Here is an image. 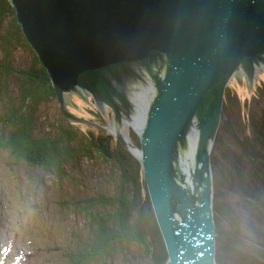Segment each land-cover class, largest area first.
Returning <instances> with one entry per match:
<instances>
[{"label": "water", "instance_id": "water-1", "mask_svg": "<svg viewBox=\"0 0 264 264\" xmlns=\"http://www.w3.org/2000/svg\"><path fill=\"white\" fill-rule=\"evenodd\" d=\"M9 2L67 120L110 133L71 116L76 94L141 125L114 137L140 164L167 263L215 264L210 154L226 87L264 67V0ZM187 151L191 192L177 168Z\"/></svg>", "mask_w": 264, "mask_h": 264}, {"label": "trees", "instance_id": "trees-1", "mask_svg": "<svg viewBox=\"0 0 264 264\" xmlns=\"http://www.w3.org/2000/svg\"><path fill=\"white\" fill-rule=\"evenodd\" d=\"M19 48L29 56L23 67L13 68L11 61ZM0 56V70L5 77L14 76L18 84L15 99L7 97L6 86L0 87V97L6 102L0 115V150L58 180L65 177L64 168L71 169V163L80 160L103 161L116 176L113 195L99 192L95 197L76 202L71 199L64 204L66 210L73 211V216L85 220L88 230L84 228L83 235L89 236L86 243L69 254L67 264H116L115 261L125 264L130 257L129 246L140 247L150 264H168L148 193L142 189L137 159L110 133L91 125L67 119L56 128L38 123V109L56 100V94L45 69L26 42L9 0H0ZM229 102L240 111L243 129L235 116L237 111L229 113ZM67 107L73 115L70 109L74 107ZM244 107L227 86L210 154L215 243L229 240V233L221 227V219H225L236 239L241 232L247 234L249 250L239 253L240 264H264V117L256 119L253 115L245 121ZM110 116L107 112L106 117L98 113L93 120L79 118L103 126ZM81 126L98 131H84ZM129 135L140 146L131 130ZM222 188L240 199L235 207L224 201ZM241 247L246 248V244Z\"/></svg>", "mask_w": 264, "mask_h": 264}, {"label": "rangeland", "instance_id": "rangeland-1", "mask_svg": "<svg viewBox=\"0 0 264 264\" xmlns=\"http://www.w3.org/2000/svg\"><path fill=\"white\" fill-rule=\"evenodd\" d=\"M27 56L29 55L26 52L17 49L11 61L12 67H23ZM2 86L7 88V97H17L16 78L5 77L0 70V87ZM228 87L241 103L245 104L242 110L245 121L250 120L253 115L256 119L264 117V69L255 75L251 86L244 76L238 75L231 80ZM66 104L74 107L70 109L72 113L87 120L96 119V115L100 113L89 95H67ZM5 105L6 102L0 97V115ZM228 111H237L231 102L228 103ZM106 112L111 114L109 109ZM239 112L237 111L235 116L240 129H243ZM74 114L71 116L76 117ZM36 115L39 117L38 123L42 126L56 128L58 123L66 121L56 100H50L41 106ZM110 117L111 119L105 120L103 126L114 135L112 116ZM126 127L129 125L122 124L123 133ZM80 128L84 131H98L91 127ZM116 134L114 136H117ZM73 163L71 169L64 168L65 177L58 180L40 169L16 161L8 152L0 150V264H67L69 254L81 243H86L89 236L83 235V231L88 230L85 220L81 216H73V211L66 210L64 204L71 199L76 202L95 197L99 192L106 196L113 195L116 191V176L110 166L100 160L94 163L83 160ZM220 190L224 201L231 207L240 202V199L227 189ZM221 220V227L229 233V240L215 243V264H218V261L221 264H240L239 253L249 250L245 241L247 234L243 235L244 232H241L236 239L227 220ZM243 243L246 248L241 247ZM128 252L130 257L125 264H150L145 260L140 247L129 246ZM115 263L122 264L120 261Z\"/></svg>", "mask_w": 264, "mask_h": 264}, {"label": "bare ground", "instance_id": "bare-ground-1", "mask_svg": "<svg viewBox=\"0 0 264 264\" xmlns=\"http://www.w3.org/2000/svg\"><path fill=\"white\" fill-rule=\"evenodd\" d=\"M261 68H264V67H257V68H255V70H254V75H256V73L261 69ZM241 74V73H240ZM242 75H244V74H242ZM253 75V76H254ZM255 78V77H254ZM254 78H253V80H254ZM257 78V77H256ZM123 117H121L120 119H122ZM127 122H128V124L130 123V124H133L134 125V128H136L137 129V131H139V128H137V127H140L141 125L138 123V121L136 120V119H131L130 121H128V120H126ZM126 121H124L123 119L121 120V122H120V124H117L116 122H112L111 121V123H112V125H113V127H114V132H113V134L115 135L116 133V135L117 136H119L118 134H121V135H123L124 133H123V130L124 129H122V124H124V123H126L127 124V122ZM126 129V128H125ZM109 130L110 131H113L112 130V128H109ZM113 135V136H114ZM116 137V136H115ZM180 155V154H179ZM194 160H193V158L189 155V151H187L186 153H184V154H182V155H180L179 156V158H178V165H177V168H178V170H179V172H180V174H181V176H183V178H184V180H185V182H184V186L185 187H188V190L191 192V182H190V173L193 171V168H194Z\"/></svg>", "mask_w": 264, "mask_h": 264}, {"label": "flooded vegetation", "instance_id": "flooded-vegetation-1", "mask_svg": "<svg viewBox=\"0 0 264 264\" xmlns=\"http://www.w3.org/2000/svg\"><path fill=\"white\" fill-rule=\"evenodd\" d=\"M262 69H264V68H262ZM260 70H261V69H260ZM260 70H259V71H260ZM259 71H258L257 73H259Z\"/></svg>", "mask_w": 264, "mask_h": 264}]
</instances>
